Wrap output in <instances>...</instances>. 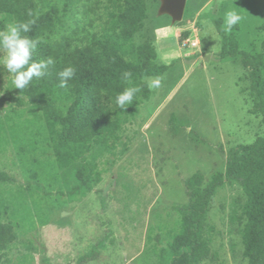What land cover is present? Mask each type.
Wrapping results in <instances>:
<instances>
[{
	"label": "rangeland",
	"instance_id": "1",
	"mask_svg": "<svg viewBox=\"0 0 264 264\" xmlns=\"http://www.w3.org/2000/svg\"><path fill=\"white\" fill-rule=\"evenodd\" d=\"M61 9L58 35L83 40L84 29L97 30L104 19V0H56ZM160 0H147V19L135 44L151 41L156 64L171 65L161 87L149 89L134 117L119 130L115 150L97 159L101 181L73 200L58 194L64 187L53 164L44 121L26 99L0 103V197L24 204L33 228L16 221V238L2 264H76L102 244L88 264H158L157 253L177 227L171 205L187 202L184 180L197 171L206 180L225 169L227 152L253 143L264 134L253 112L250 73L237 58L220 59L221 39L205 15L237 11L240 48L264 52V0H186L187 14L173 22L160 14ZM188 32L181 46L177 37ZM0 68V98L14 90ZM147 82V79H146ZM177 133L169 131V117ZM15 130L22 155L10 140ZM29 144L35 145L34 152ZM37 161V162H36ZM245 197L235 183H225L207 214L213 228L211 252L202 264H247L241 257L237 222L230 220Z\"/></svg>",
	"mask_w": 264,
	"mask_h": 264
},
{
	"label": "trees",
	"instance_id": "2",
	"mask_svg": "<svg viewBox=\"0 0 264 264\" xmlns=\"http://www.w3.org/2000/svg\"><path fill=\"white\" fill-rule=\"evenodd\" d=\"M147 9V0H104V19L97 30L85 28L83 40L75 41L57 33L61 9L56 0H0V30L14 21L34 20L26 34L40 41L32 59L54 61L43 77L34 79L21 93L17 89L7 93L0 103L21 104L18 96H22L34 113L41 114L53 164L64 187L58 194L68 200L90 193L101 181L97 159L115 150L122 123L134 117L141 102L148 99L146 79L163 77L173 64L154 62L157 53L151 41L134 42L135 34L144 27ZM201 18L214 22L221 39L219 58H237L249 71L253 112L261 116L264 126V52L242 50L238 26L225 33L220 15L207 14ZM187 37L188 32H181L178 45ZM68 66L74 67L75 76L62 88L58 73ZM124 72L132 74L129 81L123 79ZM126 87H139L141 91L130 106L120 110L115 106V97ZM168 127L175 137L174 115L169 117ZM9 136L21 156L25 147L15 130ZM2 142L5 141L0 138ZM29 150L34 152L35 145L29 144ZM11 181L8 174L0 171V182ZM225 183H235L245 197L239 211L230 215V220L239 226L241 257L247 264H264V134L251 144L230 149L223 172L206 180L197 171L184 180L187 202L170 206L177 214V227L162 243L157 253L158 264H202L209 258L213 228L207 225V214L216 191ZM16 221L29 228L34 226L24 204L0 197V264L7 259L11 242L16 238L15 228L19 226ZM101 248L98 243L89 253L81 255L76 264L95 261Z\"/></svg>",
	"mask_w": 264,
	"mask_h": 264
},
{
	"label": "clouds",
	"instance_id": "3",
	"mask_svg": "<svg viewBox=\"0 0 264 264\" xmlns=\"http://www.w3.org/2000/svg\"><path fill=\"white\" fill-rule=\"evenodd\" d=\"M242 20V16L235 10H229L225 13L224 32L230 33L234 26H237ZM34 20L27 22H11L5 29L0 30V68L5 70L11 77L14 89L20 90V93L26 90L34 79H39L45 75L50 65L54 64L51 58L40 60L38 62L32 59L40 43L39 40L30 38L26 34L32 29ZM214 27V26H210ZM131 73L124 72L122 77L129 81ZM75 76V69L72 66L65 67L58 73L60 87H66L68 81ZM162 76L147 78L146 86L150 89L161 87ZM141 89L139 87H126L115 97V106L120 110L126 109L132 104L134 98Z\"/></svg>",
	"mask_w": 264,
	"mask_h": 264
},
{
	"label": "water",
	"instance_id": "4",
	"mask_svg": "<svg viewBox=\"0 0 264 264\" xmlns=\"http://www.w3.org/2000/svg\"><path fill=\"white\" fill-rule=\"evenodd\" d=\"M160 14L168 15L173 22L180 21L183 18L186 6V0H160Z\"/></svg>",
	"mask_w": 264,
	"mask_h": 264
}]
</instances>
